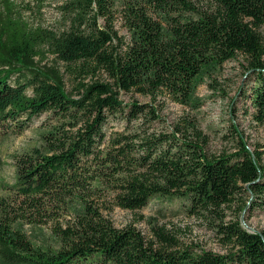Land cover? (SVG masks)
I'll return each instance as SVG.
<instances>
[{
  "label": "trees",
  "instance_id": "1",
  "mask_svg": "<svg viewBox=\"0 0 264 264\" xmlns=\"http://www.w3.org/2000/svg\"><path fill=\"white\" fill-rule=\"evenodd\" d=\"M208 1L199 10L195 0H64L60 27L49 29L25 18L31 7L0 0V139L50 114L39 144L14 157L15 183L0 196V264H264V231L239 221L216 225L232 247L221 255L181 249L163 229L148 241L104 216L143 210L154 197L188 199L203 215L245 198L241 211L264 210V151L240 141L234 154L209 156L199 133L150 134L134 122L157 119V110L120 100L136 92L189 105L204 79L241 55L264 121V0ZM48 56L75 93L60 69L33 65ZM116 115L128 125L108 137ZM34 228L49 229L56 245L30 238Z\"/></svg>",
  "mask_w": 264,
  "mask_h": 264
},
{
  "label": "rangeland",
  "instance_id": "2",
  "mask_svg": "<svg viewBox=\"0 0 264 264\" xmlns=\"http://www.w3.org/2000/svg\"><path fill=\"white\" fill-rule=\"evenodd\" d=\"M24 9L31 7L24 13L25 18L33 26L58 29L61 25L59 7L64 0H14ZM199 10L210 5L208 0H195ZM24 7V8H23ZM119 36L126 41L130 36L120 22L115 24ZM38 69H60L64 74L68 93H75V83L69 73L65 72L62 63H56L52 56L43 62H35ZM101 81L107 80L106 75H99ZM254 78L247 72V62L241 55L219 68L213 78H206L199 86L189 105H180L168 95H161L156 101L136 92L120 94L124 104H149L157 110V119L140 118L134 124H140L150 134H171L177 129L191 138L198 139L196 133L206 142L205 151L209 156L224 153L234 154L241 147L243 141L251 152L264 151V121H258L251 102V88ZM30 94H32L30 92ZM50 114H43L33 119L29 127L21 135L11 132L0 139V196L3 189L15 183L14 157L40 142L41 126ZM128 123L121 115L110 116L104 127L105 133L110 135L115 131H123ZM264 159V156H263ZM264 162V160H263ZM229 208H222V214H207L193 211L188 199L154 197L147 207L135 212L110 208L104 212L116 228L133 226L140 231L148 241L157 242L154 233L163 229L165 233L174 237L179 247L189 248L195 252L211 251L216 254L227 255L232 247L222 240L217 231L221 218L225 222L239 221L248 232L264 231V210L252 209L249 206L241 211L242 202ZM28 236L44 245H56L49 229H28Z\"/></svg>",
  "mask_w": 264,
  "mask_h": 264
}]
</instances>
